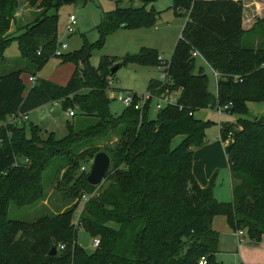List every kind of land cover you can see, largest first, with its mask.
I'll return each instance as SVG.
<instances>
[{"label":"trees","instance_id":"16d2710c","mask_svg":"<svg viewBox=\"0 0 264 264\" xmlns=\"http://www.w3.org/2000/svg\"><path fill=\"white\" fill-rule=\"evenodd\" d=\"M77 1L86 2L39 0L40 13L11 39H4L17 0H0V59H4L5 46L14 41L19 58L38 71L54 56L57 10ZM138 1L141 7L115 8L102 14L96 44L117 29L154 24L156 13L144 8L148 2ZM170 1V9L179 10L185 21L169 60L161 65L168 80L150 79L146 92L154 97L181 92L175 104L165 106L153 118L147 117L148 106L140 115L130 107L112 117L106 96L112 91L129 92L108 85L106 79L114 75L108 72L112 65L158 66L150 49L142 48L124 60L100 58L94 69L87 64L89 55L84 49L61 54L57 58L62 63L81 65L74 68L64 86L36 79L30 72L28 77L34 82L25 88L20 80L24 69L0 76V123L56 102L62 111L74 110L73 117L94 121L78 130L65 122L66 134L60 139L52 133L40 139V129L31 123L28 134L23 124L6 121L0 125V264H197L200 258L216 264L215 216L223 217L232 232H243L249 241L258 242L264 235V114L251 120L238 118L239 130L232 135L219 131L221 141H231L226 151L230 202L214 198L213 177L200 188L191 175V149L203 146L204 132L213 124L194 119L196 111H212L230 103L227 113L239 116L246 115L247 103H264V42L257 48L240 45L244 33L240 0ZM256 30L264 35V21ZM193 54L217 74L214 94L208 92L201 69L194 71ZM117 128L118 134L114 133ZM110 136L116 139L111 142ZM176 136L182 139L171 147ZM94 139L106 143L87 146ZM99 152L108 157L110 167L102 183L90 186L86 174L76 171L80 161ZM56 159L63 162L54 174V189L61 196L59 208L31 222L8 220L9 203L23 209L44 199L41 172ZM63 169L58 179L56 175ZM82 196L87 200L76 214ZM74 217L76 223H72ZM78 228L97 240L92 253H85L76 243ZM52 247L56 253L48 256Z\"/></svg>","mask_w":264,"mask_h":264},{"label":"rangeland","instance_id":"374dc122","mask_svg":"<svg viewBox=\"0 0 264 264\" xmlns=\"http://www.w3.org/2000/svg\"><path fill=\"white\" fill-rule=\"evenodd\" d=\"M38 1L32 3L31 0H17V7L12 12L13 20L10 23L9 30L4 33V39H11L16 35L17 30L28 23H30L36 15L40 13ZM243 5L242 17L245 22V29L243 30V37L240 45L242 47L257 48L261 42H264V35L260 31L254 29L259 23L264 21V0H240ZM143 4L141 1L134 0L132 2L121 1L117 4L106 0H86L85 3L77 1L71 4H66L60 7L57 12L56 20V48L59 45H64V49L59 53L62 55L72 54L84 49L88 53L87 64L93 69L96 68L100 58H115L117 60H124L126 56L134 55L140 49L153 50L156 56L161 59V62L168 61L171 52L179 38L180 30L185 21V17L177 10L174 13L171 9L170 0H154L148 2L144 8L152 10L156 13L154 24L148 28H127L117 29L112 33L104 34L101 43L99 40L97 27L99 26L102 14L109 12L115 8H137ZM51 14V13H50ZM68 16H73L74 25L73 31L67 33L64 29L67 23ZM252 30V31H251ZM75 33V35H71ZM3 61L0 59V76L12 72L14 70H25L20 75L21 83L28 88L31 84L28 83L27 78L30 72L35 73L36 79L47 80L55 85L64 86L75 67L81 68L80 63L73 64L71 62L62 63L57 57H49L43 62L38 71L27 66L20 58L16 49L14 41L9 42L2 51ZM195 57V56H194ZM159 61L158 66H137L132 63L125 62L114 75L107 80L110 88L118 91H129L137 95L146 92L147 82L150 79L159 80L161 69ZM198 68L207 79V90L209 93H215V79L211 70L200 60L195 57L194 71ZM115 92H108L109 99L108 110L112 117H116L124 109V107L117 101L111 100ZM246 115L223 113L217 116L215 112L209 110H198L193 114L194 119L205 121L209 120L213 124L210 125L204 132L203 149L197 152V148H192V170L191 175L196 172V165L202 166L200 171L201 176L208 177L207 183L213 177L212 193L214 198L221 203H228L231 200L228 184V170L226 165L225 150L221 147L219 140V131L229 132L230 135L236 133L233 127L238 126L236 120L238 118L251 120L254 117H261L264 114V103L254 102L246 104ZM74 111V110H73ZM25 120L12 119L6 120L14 126H23L28 134L27 126L29 123L36 125L39 129V138L44 139L48 133H52L55 139H60L66 134L65 122L72 124L75 130L84 128L94 121L89 118L81 116L67 117L64 111L60 110L58 103L45 104L29 112ZM155 113L151 107L148 109L147 117L153 118ZM6 121L0 123L4 125ZM231 127V128H230ZM239 127V126H238ZM120 131L117 128L114 133ZM118 134V133H117ZM116 139L114 136L109 137V141L113 142ZM182 136H176L172 139L170 146L175 147L181 141ZM229 140V139H226ZM106 140L94 139L91 140L87 146H102L105 145ZM78 150V149H77ZM76 150V151H77ZM91 160L80 161V167L76 174L85 173L89 171ZM63 162L60 160H52L41 172V181L44 187V199L34 204L32 207L18 209L11 203L8 204L6 218L8 220H17L22 222H31L34 219L48 215L49 211H54L59 208L61 204V196L59 192L54 189L56 182L54 179L55 168L60 167ZM193 163V164H192ZM63 165V164H62ZM195 165V166H194ZM110 167V166H109ZM82 168V170H81ZM109 169V168H108ZM63 170H60L56 177L59 179ZM197 174V173H196ZM194 178V177H193ZM196 184H201L202 177H197ZM102 183V182H101ZM206 183V185H207ZM106 184H102L104 187ZM205 185V186H206ZM200 187V186H199ZM84 202L80 200L76 209L82 207ZM67 204H63L66 206ZM219 223L216 229H212L218 233V252L215 254L214 261L216 264H237L235 256L237 240L231 234L225 219L217 216ZM73 218L72 223L75 221ZM80 228L76 231V243L84 250L85 253L90 254L94 250L91 247V241Z\"/></svg>","mask_w":264,"mask_h":264},{"label":"built area","instance_id":"2783aa9c","mask_svg":"<svg viewBox=\"0 0 264 264\" xmlns=\"http://www.w3.org/2000/svg\"><path fill=\"white\" fill-rule=\"evenodd\" d=\"M73 25H74L73 16H68L67 23H66L64 30L67 33H71L73 31V28H72ZM62 49H64V45L61 44L58 46V48H56L54 50L53 55L55 57L60 56L61 53H59V51ZM193 56H195V54H193ZM157 60H159L161 62V59H159L158 57H157ZM161 65H163L162 62L160 64V66ZM160 68L163 69V67H160ZM212 75H213L214 79L216 80L217 74L215 72H212ZM167 80L168 79L166 77V73L164 71H161V75H160V78L158 81H160L161 83H165ZM27 81H28V83L32 84L34 82V78L28 77ZM180 92H181L180 89L173 91V92H169V93L165 92L162 97H154L151 95L150 92H145L144 94H141V95H137V94L132 95V93H129V92H124V93L118 92V93H113L114 96H113V99H111V100L119 102L124 108H130L131 107L134 111H137L140 115L141 113H143V111L145 110V108L147 106H148V109L151 107L152 111L154 113H156V112L160 111L162 108H164L165 106L175 104L176 98H177V96H179ZM230 106H231V104L227 103L223 106H217V107L213 108V111L215 112V114L217 116H221L223 113H227ZM73 114H74V112L72 109L65 110V115L67 117H73ZM18 118H20V120L21 119L25 120L26 116L25 115H23V116L17 115L15 117H10L9 120H12V119L14 120V119H18ZM138 121H140V119ZM23 162L25 163L26 160H24ZM81 170H82V168H81ZM81 200L83 202H85L87 200V197L82 196ZM74 223H76V218H75ZM235 234L237 235V237H240L242 235V232L236 231ZM97 244H98V242L96 239H93L91 241V247L92 248H96ZM58 248L62 249L61 246H59ZM197 264H206V263H205V260L203 258H200L197 261Z\"/></svg>","mask_w":264,"mask_h":264},{"label":"crops","instance_id":"0c3cea01","mask_svg":"<svg viewBox=\"0 0 264 264\" xmlns=\"http://www.w3.org/2000/svg\"><path fill=\"white\" fill-rule=\"evenodd\" d=\"M241 26H242V29L243 30L246 28L245 27V22L243 20V17H242ZM57 103L58 102H56L54 104H57ZM58 106L60 108L59 103H58ZM64 115H65V111H64ZM25 116L27 118V115H25ZM8 120H9V118H8ZM231 127H233L232 130L235 131V132L239 130V127L238 126H231ZM227 133L229 134V132H227ZM219 140H220V138H219ZM230 142H231L230 140H225L224 142L220 140V144H221V147L223 148V150H225L226 147H228V145L230 144ZM201 148L203 149L204 147L201 146L200 148H197L196 151H194V152H197V151L202 150ZM225 159H226V155H225ZM226 165H227V163H226ZM191 170H192V165H191ZM227 170H228V168H227ZM200 171H202V166L201 165L200 166H197L196 165V172H194L193 177H194L195 182H197V180H198L197 177L200 176V177L203 178L201 180L202 183L201 184H198V186H200V188H203V187H205V185L207 183L206 179L208 177H206V176L203 177V175L201 176ZM228 177H229V174H228ZM228 181H229V178H228ZM228 184H229V192H230V181L228 182ZM79 211H80V209H78L77 214H78ZM218 218L219 217L215 216L213 218V220H212L213 229H216V225L219 223ZM231 234L237 240V246H236V252H235V256H236L237 261H238L237 264H240V263L241 264H264V235L261 236V238H260V240L258 242H252V241H249L245 237V235H244L243 232H242V235L240 237H237V235L235 234V232H232Z\"/></svg>","mask_w":264,"mask_h":264},{"label":"water","instance_id":"95a60500","mask_svg":"<svg viewBox=\"0 0 264 264\" xmlns=\"http://www.w3.org/2000/svg\"><path fill=\"white\" fill-rule=\"evenodd\" d=\"M143 2H150L154 0H142ZM120 28H123V26H120ZM71 35H75V33H72ZM119 69V64L116 63L112 65L108 72L109 74L115 73ZM109 168V159L108 157L102 153L99 152L95 154L91 160V164L89 167V171L86 174L85 181L90 186H97L102 181L103 178ZM56 253L55 247H52L50 251L48 252V256H53Z\"/></svg>","mask_w":264,"mask_h":264}]
</instances>
